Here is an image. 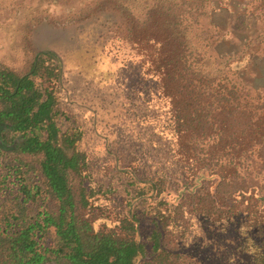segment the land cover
Returning <instances> with one entry per match:
<instances>
[{"label":"trees","instance_id":"obj_1","mask_svg":"<svg viewBox=\"0 0 264 264\" xmlns=\"http://www.w3.org/2000/svg\"><path fill=\"white\" fill-rule=\"evenodd\" d=\"M207 1L206 13V0H154L143 21L106 4L85 16L126 23L152 80L126 142L87 143L53 50L21 74L0 63V264H264V88L191 59L188 20L220 5ZM230 5L231 36L252 24L244 47L261 44L264 0ZM245 55L263 60L264 46Z\"/></svg>","mask_w":264,"mask_h":264},{"label":"rangeland","instance_id":"obj_2","mask_svg":"<svg viewBox=\"0 0 264 264\" xmlns=\"http://www.w3.org/2000/svg\"><path fill=\"white\" fill-rule=\"evenodd\" d=\"M153 1L0 0V63L21 74L37 52L53 50L62 62L61 102L65 109L68 110V103L74 104L82 113L87 143L95 144L97 136L105 142H126L128 137L124 134L127 131L129 135L132 127L128 115L144 111L152 80L139 72L140 56L125 32L126 23L93 25L89 20L96 12L94 8L106 4L112 14L120 12L129 19L143 21ZM210 2L220 3L218 9L210 12V18L200 15L197 22L188 20L190 28L185 37L191 59L210 76H226L233 81L242 78V85L264 88V59L248 62L245 55L251 48H262L263 38L259 39L261 44L249 42L248 49L244 45L258 34L255 26L235 31L233 38L227 25L230 15L225 5L231 3V11L241 15L244 0ZM204 5V12H209V1ZM89 12L92 14L87 19ZM208 22L217 29L207 30ZM33 208L38 209L36 205Z\"/></svg>","mask_w":264,"mask_h":264}]
</instances>
